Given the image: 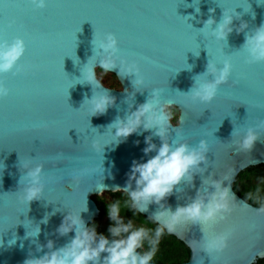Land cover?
<instances>
[{
	"label": "water",
	"instance_id": "obj_1",
	"mask_svg": "<svg viewBox=\"0 0 264 264\" xmlns=\"http://www.w3.org/2000/svg\"><path fill=\"white\" fill-rule=\"evenodd\" d=\"M225 11L233 15L226 41L212 31ZM210 18L216 24L204 28ZM242 24H247L243 32ZM261 25L264 0H48L42 9L32 0H0V42L19 37L27 45L17 67L2 78L10 94L0 99V264L39 258L50 251L49 240L55 249L64 247L76 235L75 230L58 232L66 216L80 212L89 227L101 212L94 195L127 188L134 162L146 163L157 154L144 153L146 137L152 136L157 147L162 141L154 134L157 129L143 126L119 139L109 125L136 111L156 88L162 104L171 102L182 120L173 121L166 139L192 147L207 140V159L200 165L205 171L195 172L191 182L183 180L161 204L151 203L147 211H140L142 202L135 206L189 247V259L175 264H252L264 257V214L257 211L264 204L248 201L234 188L242 170L264 163V62L250 63L243 48ZM109 33L119 42L120 66L112 71L121 89L107 86L97 73L100 86L88 82L100 66L92 41L98 44ZM225 61L233 71L217 97L211 103L193 100L189 92L195 79H214L199 75L209 63L223 67ZM131 65L138 66L143 84L134 86ZM105 92L115 104L105 114L92 115L88 100ZM248 128L259 138L245 152L239 144ZM41 163L44 192L28 202L27 182L20 183L28 171L24 165ZM209 177L224 180L234 196L227 220L200 225L186 217L172 221L168 213L157 218L166 208L174 212L191 203L200 189L202 195L214 191L203 183ZM221 234H230L225 250H204Z\"/></svg>",
	"mask_w": 264,
	"mask_h": 264
},
{
	"label": "clouds",
	"instance_id": "obj_2",
	"mask_svg": "<svg viewBox=\"0 0 264 264\" xmlns=\"http://www.w3.org/2000/svg\"><path fill=\"white\" fill-rule=\"evenodd\" d=\"M32 3L42 9L47 7L48 0H32ZM232 22L233 15L225 11L222 21L215 29L212 28V25L216 24V21L212 18L205 22L204 28H212L216 38L226 41L228 35L233 31ZM245 28H247V24H242L239 31L243 32ZM92 43L95 55L100 57V67L103 73L108 74L118 64L120 66V47L115 34L109 33L106 39L99 41L98 44L94 38ZM243 48L247 49L250 63L264 62V25L258 27L254 34L246 37ZM26 50L25 40L19 37L12 42L7 40L0 42V99L10 94V89L5 86L2 78L17 67ZM232 71L233 65L230 61H225L223 67L209 63L207 71L199 76L206 74L208 77L211 74L214 79H206L203 82H197L195 79V85L189 92L192 99L202 103H211L217 97L220 86L229 81ZM131 74L136 76L133 81L134 86L144 83L142 78H137L139 77L138 66L131 65L128 68V75ZM88 82L97 87L101 84V81L96 79L94 68L88 77ZM160 96L161 90L153 89L152 95L146 103L141 104L125 119L117 118L109 125V129L116 130L114 136L119 139L131 136L143 126L145 131L157 129L154 134L159 136L162 141V144L157 147L152 142V136L146 137L147 147L144 148V153L147 155L156 152L157 154L148 159L146 163L134 162L129 184L127 188L122 189L128 192L133 202L144 203L145 207L140 211H147L148 205L151 203L161 204L183 180L191 182L195 172L203 173L205 171L200 165L207 159L205 155L208 151L207 140H202L199 147H192L189 143L166 139L169 137V129L173 125V120L175 119L176 125L182 123V120L179 117H174L171 111V102H168L167 105L162 104ZM88 101L93 106L92 115L105 114L108 108L115 104V97L105 92L104 95H95ZM258 138L257 132L253 128H248L239 144L240 150L250 151ZM24 169H28L27 174L20 179L21 184L27 182V186L23 189L24 198L28 202L40 199L44 192V164H37L35 167L25 164ZM132 181L135 182V190H132ZM206 182L209 183V188L214 191L209 190L202 195L200 189L191 203L178 207L174 212L170 208H166L158 213L157 218L159 215L168 213L171 215L172 221L179 222L182 217H186V222L190 221L191 224L200 225L227 220L232 212L229 197L234 198L230 187H224V180L221 179L215 180L209 177L203 183ZM103 196L104 193L101 192V198ZM257 211L259 214H264V208ZM109 215L113 220V215ZM168 227L170 231L173 230L171 224ZM73 230L76 235L70 243L55 249L54 241L49 240L46 247L50 251L39 258L28 259L26 264H101L102 253H107L103 257L102 264H151L154 258L152 251L143 253L139 251L143 247V229L130 232L124 239H118L117 237H120L122 232H128L129 228H121L114 224L109 228V233L113 237L110 241L107 236L98 234L95 227H86L80 212L75 215L71 212L65 217L58 232L63 236ZM39 232L40 229L35 236L39 235ZM229 239L230 234H221L209 240L204 250L207 252L210 250L223 251L228 247ZM38 250L43 251V246Z\"/></svg>",
	"mask_w": 264,
	"mask_h": 264
},
{
	"label": "trees",
	"instance_id": "obj_3",
	"mask_svg": "<svg viewBox=\"0 0 264 264\" xmlns=\"http://www.w3.org/2000/svg\"><path fill=\"white\" fill-rule=\"evenodd\" d=\"M235 190L246 198L248 201L257 204H264V163H260L257 165H251L246 169L242 170L234 181ZM127 199L125 201H117L114 204V207L119 210H125L129 212L131 216H141L144 220H146L149 224L155 223L162 231L163 234L171 235L174 240V245L172 247H168L163 251H157V254L154 255L153 261L166 263V264H175L178 262L186 261L189 259V247L185 244V242L178 238L175 234L169 233L165 230V228L155 221L153 218L147 216L140 212L135 206L134 202L130 199L128 192ZM101 212L100 217L107 215L110 212V204L105 200L96 199ZM98 217L94 220H98ZM102 234V233H101ZM103 235H111V234H103ZM118 239H122L121 237H117ZM142 252H145L142 248L140 249ZM252 264H264V257H259Z\"/></svg>",
	"mask_w": 264,
	"mask_h": 264
},
{
	"label": "rangeland",
	"instance_id": "obj_4",
	"mask_svg": "<svg viewBox=\"0 0 264 264\" xmlns=\"http://www.w3.org/2000/svg\"><path fill=\"white\" fill-rule=\"evenodd\" d=\"M97 76L100 80L110 87H115L121 89L122 84L118 79L116 73L114 71L109 72L108 74L103 73V70L100 66L96 69ZM174 117H178V115L171 108ZM174 122L175 119L173 120ZM101 192L104 193V196L101 198ZM94 195L95 199L105 200L110 204V212L103 216L98 217V220H93L90 222L89 227H95L98 234H110L109 228L117 224V226L124 228L128 227V232H122L121 238H126L130 232L138 231L140 229L144 230V237L142 240L143 247L142 249L147 251L154 252V255L157 254V251H163L168 247H172L174 245V240L171 235L163 234L161 229L155 225V223H148L141 216H131L129 212L125 210H119L114 207L115 202L117 201H125L127 199V194L125 190H103ZM112 214L114 219L112 220L110 215ZM100 216V215H99Z\"/></svg>",
	"mask_w": 264,
	"mask_h": 264
},
{
	"label": "flooded vegetation",
	"instance_id": "obj_5",
	"mask_svg": "<svg viewBox=\"0 0 264 264\" xmlns=\"http://www.w3.org/2000/svg\"><path fill=\"white\" fill-rule=\"evenodd\" d=\"M99 217V216H98ZM96 219V218H95ZM93 221V220H92ZM156 221V220H155ZM164 227V226H163ZM165 228V227H164ZM166 230V229H165ZM167 231V230H166ZM168 232V231H167ZM107 237H112L111 235H105ZM140 250V249H139ZM141 251V250H140ZM142 252V251H141ZM143 253V252H142Z\"/></svg>",
	"mask_w": 264,
	"mask_h": 264
}]
</instances>
